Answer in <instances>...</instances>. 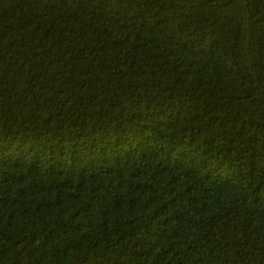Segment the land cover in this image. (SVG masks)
Returning a JSON list of instances; mask_svg holds the SVG:
<instances>
[{"label":"trees","instance_id":"1","mask_svg":"<svg viewBox=\"0 0 264 264\" xmlns=\"http://www.w3.org/2000/svg\"><path fill=\"white\" fill-rule=\"evenodd\" d=\"M0 264H264V0H0Z\"/></svg>","mask_w":264,"mask_h":264}]
</instances>
